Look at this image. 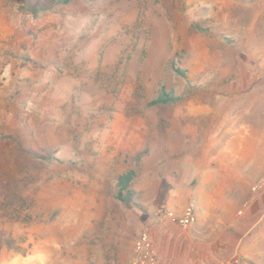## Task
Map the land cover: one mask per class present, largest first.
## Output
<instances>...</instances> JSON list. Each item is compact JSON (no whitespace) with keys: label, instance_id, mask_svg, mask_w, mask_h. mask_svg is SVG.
I'll list each match as a JSON object with an SVG mask.
<instances>
[{"label":"rangeland","instance_id":"rangeland-1","mask_svg":"<svg viewBox=\"0 0 264 264\" xmlns=\"http://www.w3.org/2000/svg\"><path fill=\"white\" fill-rule=\"evenodd\" d=\"M257 66L264 0H0V264H131L141 230L169 264L168 189Z\"/></svg>","mask_w":264,"mask_h":264},{"label":"crops","instance_id":"crops-1","mask_svg":"<svg viewBox=\"0 0 264 264\" xmlns=\"http://www.w3.org/2000/svg\"><path fill=\"white\" fill-rule=\"evenodd\" d=\"M257 67L264 72V66ZM252 81L246 91V82H239L240 109L211 113L203 122L215 126L217 134L205 138L196 159L187 164L193 188L177 182L168 189L172 211L181 214L188 203L195 220L185 228L162 225V233H173L169 245L157 248L159 262L237 264V257L264 264V188L252 189L264 174V75Z\"/></svg>","mask_w":264,"mask_h":264},{"label":"built area","instance_id":"built-area-1","mask_svg":"<svg viewBox=\"0 0 264 264\" xmlns=\"http://www.w3.org/2000/svg\"><path fill=\"white\" fill-rule=\"evenodd\" d=\"M264 188V174L255 182L252 189L259 191ZM166 217L173 224H177L182 227H187L192 224L195 220L193 207L187 206L184 208L181 214H175L174 212H167ZM135 258L131 264H145L154 263L156 260L155 251L152 248V244L149 238V234L146 230H141L134 242ZM236 263L246 264L245 261L235 258Z\"/></svg>","mask_w":264,"mask_h":264},{"label":"trees","instance_id":"trees-1","mask_svg":"<svg viewBox=\"0 0 264 264\" xmlns=\"http://www.w3.org/2000/svg\"><path fill=\"white\" fill-rule=\"evenodd\" d=\"M66 2L70 0H64ZM38 10L35 7L33 10L34 12ZM171 69L175 73L179 74L181 77L186 78L185 71L181 70L178 66H176L173 62L171 63ZM175 96L166 92L164 89H161L157 96L149 101V104L156 105V104H166L173 100H175ZM135 176V171L133 169H128L123 173L119 174L115 180V198L119 201H127L133 195V191L130 187L131 182Z\"/></svg>","mask_w":264,"mask_h":264}]
</instances>
